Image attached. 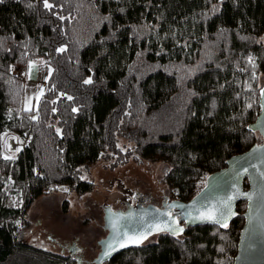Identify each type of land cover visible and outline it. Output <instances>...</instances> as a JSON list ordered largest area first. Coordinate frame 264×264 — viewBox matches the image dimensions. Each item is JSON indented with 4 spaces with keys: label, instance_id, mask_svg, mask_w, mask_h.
Listing matches in <instances>:
<instances>
[{
    "label": "trees",
    "instance_id": "trees-1",
    "mask_svg": "<svg viewBox=\"0 0 264 264\" xmlns=\"http://www.w3.org/2000/svg\"><path fill=\"white\" fill-rule=\"evenodd\" d=\"M48 2L0 0V264L79 263L25 232L41 196L94 189L84 167L163 162L171 198L189 200L263 140L250 126L261 110L264 0ZM31 62L50 72L28 110L18 69ZM6 133L25 140L11 155ZM245 208L238 202L227 227L161 232L104 264H234Z\"/></svg>",
    "mask_w": 264,
    "mask_h": 264
},
{
    "label": "rangeland",
    "instance_id": "rangeland-1",
    "mask_svg": "<svg viewBox=\"0 0 264 264\" xmlns=\"http://www.w3.org/2000/svg\"><path fill=\"white\" fill-rule=\"evenodd\" d=\"M264 39V36H263ZM25 82V108H32L50 72L49 66L31 62L27 70L18 69ZM264 85V73L260 74ZM9 139L16 144L11 148ZM25 140L11 133L3 138L5 153L14 154L17 146ZM105 161L84 167L82 177L95 182L93 190L83 194L68 191L60 186L47 196H41L30 208L31 226L25 238L32 244L53 251L74 254L78 264H95L100 251L99 239L105 237L104 207L124 209L127 203L161 202L171 194L166 183L161 181L167 165L163 162L129 160L125 164L110 167ZM67 208H64V202ZM159 233L146 238L142 243L155 240ZM79 262V260H78Z\"/></svg>",
    "mask_w": 264,
    "mask_h": 264
},
{
    "label": "water",
    "instance_id": "water-1",
    "mask_svg": "<svg viewBox=\"0 0 264 264\" xmlns=\"http://www.w3.org/2000/svg\"><path fill=\"white\" fill-rule=\"evenodd\" d=\"M260 105V113L250 127L261 133L262 142L229 157L226 165L210 173L204 186L189 200L175 198L163 208L155 204L139 208L128 206L126 209L105 206L104 228L108 232L98 241L100 251L94 258L95 264H104L116 253L137 245L125 240L122 242H125L126 246L121 248L113 243L114 239L120 240L123 233L129 236L143 234L147 238L153 233L162 232L155 230L157 225L165 229L163 232L171 234L173 228L184 229L190 225L222 226L213 221H202L197 217L200 213L216 209L217 216L223 212L225 222L229 224L236 216L237 204L241 201L246 202V208L243 211L244 222L239 232L234 264H264V85L260 90ZM181 205L183 207H180ZM113 223L116 225L115 229L112 227ZM169 225L171 227H166ZM110 243H113L116 251L105 257L102 253L110 251Z\"/></svg>",
    "mask_w": 264,
    "mask_h": 264
},
{
    "label": "snow or ice",
    "instance_id": "snow-or-ice-1",
    "mask_svg": "<svg viewBox=\"0 0 264 264\" xmlns=\"http://www.w3.org/2000/svg\"><path fill=\"white\" fill-rule=\"evenodd\" d=\"M44 7L51 9L53 7V5L50 4L48 2V0H44ZM61 19H63V17H61ZM59 51L62 52V51H64V49L61 48V49H59ZM249 60L251 61V58H249ZM91 82H92L91 79L85 80L86 84L87 83H91ZM68 99H72V97H68ZM249 107H251V105H249ZM28 110H31V109L29 108ZM73 111H76V109H73ZM33 119H35V117H33ZM57 131H59V129H57ZM18 150L19 149H17V151ZM180 207H183V206L181 205ZM216 212H217L216 209L208 210L206 212L200 213V215L197 217V219H200L202 221H204V220L213 221V222H215L217 224H222L223 227H227V223L225 222L226 221V217L224 216V213L220 212L219 216H217ZM168 215H171V213H168ZM112 227L115 229V227H116L115 223H113ZM166 227H171V226L169 225V226H166ZM155 230L156 231H163L165 229H162L159 225H157L155 227ZM172 231H173V234H177L178 235L180 232H183L184 229L183 228H179V229L173 228ZM145 238L146 237L143 234H141L139 236H129L127 233H123V235L121 236V239L120 240H115L114 239L113 243L118 244V246L122 248V247L126 246L125 242H122V241L126 240L127 243L139 244ZM113 243L108 244V249L110 251H104L102 253L103 256L106 257V256L110 255V252L116 251V248L113 247Z\"/></svg>",
    "mask_w": 264,
    "mask_h": 264
},
{
    "label": "flooded vegetation",
    "instance_id": "flooded-vegetation-1",
    "mask_svg": "<svg viewBox=\"0 0 264 264\" xmlns=\"http://www.w3.org/2000/svg\"><path fill=\"white\" fill-rule=\"evenodd\" d=\"M173 199H175V198H171L170 197V199H168V198H165L162 202H161V204H159V203H153V202H148V203H140V202H142V200H140L137 204H130V203H127V205H126V208L128 207V206H136V207H141V206H144V205H148V204H155L156 206H158L159 208H163V207H165L166 206V204L170 201V200H173ZM126 208H124V209H126ZM107 230V229H106ZM107 232H108V230H107ZM163 232V231H162ZM157 233H161V232H157ZM153 234H155V233H153ZM153 234H151V235H153ZM150 236V235H149ZM148 236V237H149ZM147 237V238H148ZM71 255H73V256H75L74 254H71ZM78 260H79V263H80V259L78 258Z\"/></svg>",
    "mask_w": 264,
    "mask_h": 264
},
{
    "label": "built area",
    "instance_id": "built-area-1",
    "mask_svg": "<svg viewBox=\"0 0 264 264\" xmlns=\"http://www.w3.org/2000/svg\"><path fill=\"white\" fill-rule=\"evenodd\" d=\"M9 143H10V145H11V148L13 149L14 146H15V144H16L15 140H14V139H9ZM24 144H25V141L22 143V147L24 146ZM15 148H16V147H15Z\"/></svg>",
    "mask_w": 264,
    "mask_h": 264
}]
</instances>
